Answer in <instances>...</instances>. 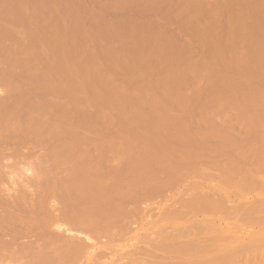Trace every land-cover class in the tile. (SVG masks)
Segmentation results:
<instances>
[{"label": "rangeland", "instance_id": "obj_1", "mask_svg": "<svg viewBox=\"0 0 264 264\" xmlns=\"http://www.w3.org/2000/svg\"><path fill=\"white\" fill-rule=\"evenodd\" d=\"M6 1L5 0L0 1L2 2L0 4V15L2 16L0 17L1 18L3 17L2 19L0 18L1 19L0 27H2L0 28L1 29L0 31V72H1L0 73V99L6 100V98L9 99L11 97L13 99L14 96L17 97L18 99H21L22 102L20 101L21 103L18 102V104L19 106L21 105L22 108L18 107V105H17L18 108L14 107L16 106V105H13L15 103L14 102L15 100L12 103H10V105L12 104L14 109H17V110L19 109V111L23 110V112H26V111L29 112V110L31 111L32 109L31 112L34 113L33 119L35 115L36 116L38 115L37 118L39 117V119L41 116H43L41 120L43 124L47 120L44 128H46L47 124H49L47 128H49V130L51 131L47 133H50V135L53 132L52 129H55V128L56 129L58 128L57 130L60 129L59 131L63 132L62 134L61 132L59 133L58 131H55L54 134H52V138H55L58 141L60 140L63 141L65 139L67 141L68 140L70 141L71 139L72 140L74 139V141L72 142L75 143L74 145H77V153L79 154L80 158H81V155L84 156V158L88 155L89 157H93V158L96 157L102 161H105L107 159L105 161L106 163L108 162L109 164L108 165L109 167L105 165V174L107 178H108L107 173H109L110 175L112 173V170H114L115 173L119 171L115 175H116L117 181H120L122 176L119 174H121L122 172V175L124 173L122 178H127L126 172L129 173L130 169L132 168L131 173L129 174H131V176L134 177L133 178L134 180L130 176L129 177L131 179L129 177L127 178V179H130L131 181L132 180L135 181L134 182L135 184L133 185L131 184L133 181L130 182L132 186H129V187L130 188L132 187L131 189L136 188L135 185L137 184V176L136 177L134 176L135 174H137V171H136V168L134 169V165H133L134 162L132 163V159L133 161L135 159L136 163L137 161L142 162L141 167L142 165H144L143 162H146L145 164L146 166L144 165V170H146L145 167L147 169L149 168L147 167L148 162H149L148 163L149 165L153 163L152 167L150 166L151 170L150 169L148 171L146 170L147 172L153 173L152 170L157 171L158 170L157 168H159L160 170L159 164H161V161H163V159H165L166 157H167L166 159H168L171 156L170 161L172 159V162L173 160H175L176 156H174L173 153L171 154V152H174V154L176 152L177 155L178 154L181 155L180 153L182 151H185V152L187 151L190 154L192 152L193 154L191 156L194 157L193 155H195L197 159L198 155L195 153H197V151L198 153H200L201 151L199 155L200 159L198 158L196 161H194L192 157H189V163L191 164V160H192L193 165L194 163H196L197 167L190 165L191 168L192 167L194 168L190 170L191 168L189 167L188 174L183 178V180H181V184L179 186L172 185L171 188H169V190L166 189L167 191L165 190L164 191L165 193L163 192V194L173 195L175 193H178L179 189H182L183 193H193L192 190L210 192L214 189H220V188L224 189L225 188L226 190H228V192L230 193L232 192L231 195L228 193L230 199L229 201L226 202V204L228 206L234 205V207H236V209L239 211V212L237 211V213H235V211L232 212V214L234 215L235 214L238 215V213L239 214L242 213V211L247 207L250 208L251 206L256 205L257 204L256 202L259 200L260 197L264 198L263 189L260 190L259 188L258 189L256 188V190H254V187H251V188L249 187L250 189L247 190L245 189L246 188L245 185L243 186L242 182L239 181L240 177H242L245 174V172L247 173L248 168H249L248 170L249 172L252 171L250 168L252 167L253 169V164H250L251 162L250 163L243 162L242 159H240V157H237V154H238L237 148H233V145L234 147L237 146L235 142H237V144L238 142L241 143V144L239 143L240 145H238V147L243 145L242 143L246 142V144L247 143L251 144L252 147L256 146L254 144H257V145L260 144L262 148L259 147L260 145H258V147L256 146L255 148H258V149L261 148L262 150L264 149V146H263L264 145V0H194V2L192 1L193 3L191 2V0H174V1L172 0H152V1L151 0L150 1L149 0H128V1L127 0H120V1L116 0L115 4L113 3L114 0L113 1L112 0H85V1L83 0L81 2L80 0H74V1L73 0H70V1L69 0L67 1L66 0L65 1L64 0H14V2H12L13 0H10L12 3L10 1L8 2V0ZM111 1L112 3H110ZM228 2H229V5H228ZM9 3H11L10 4L11 9L9 7ZM15 4H17V6H13ZM79 4L83 7V9L81 6H79ZM107 4L109 5L111 4L112 6L111 5L109 6ZM85 6H87L88 9ZM3 7L5 8L2 9ZM98 7L99 9L97 10ZM112 7L114 9H112ZM121 7H123L122 8L123 10H120ZM109 8H111V10ZM17 9H19V11ZM84 9L85 10L87 9L88 12L87 10L85 11ZM90 9H92L91 12H90ZM158 9L160 10L158 11ZM181 9L184 11H182ZM93 10H94V13H93ZM177 10H181V11L178 12ZM188 11L190 12V14ZM80 15L82 16L83 19L81 18ZM79 16L81 19L79 18ZM93 18H94V21H93ZM78 19H80L79 20L80 22L76 21ZM81 20L83 23L85 22V25L81 22ZM80 23L81 25H77ZM142 24L143 25L145 24L144 26H146V28L143 27ZM82 25H84L85 27L84 26L82 27ZM78 29H81V30H78ZM146 29H149V30L146 31ZM78 31L79 32L81 31L82 34L79 33ZM113 33H115V35ZM137 33H140V34H137ZM79 34L82 36H80ZM142 34L143 36H141ZM144 34L146 37L144 36ZM112 35L116 36L117 38L113 37ZM136 35L137 36L139 35V37H137ZM155 41L156 43H154ZM146 42H148V44ZM28 45H30L32 49ZM147 45H148V49H147ZM24 46L26 47V49L25 48L23 49ZM141 46H144V47H141ZM27 48L29 50H27ZM107 51L112 52L113 56L112 54L110 55V52L108 53ZM143 52H145V54ZM192 55L194 56L193 58L191 57ZM150 57H151V60H149ZM120 58L121 60H119ZM55 61H57L56 62L57 65L55 64ZM24 63H26V65ZM60 65L61 67H59ZM37 66H39L40 69ZM18 67H20V69H18ZM36 67L38 69H36ZM61 68L64 70H62ZM24 69L26 70V72ZM52 70H54V72ZM61 70L64 72H62ZM66 71H68V74ZM7 73H8V76H6ZM12 73L14 74V76ZM10 74H12V76ZM32 74L34 75L33 77L31 76ZM36 74H38V76H36ZM22 76L23 78L25 76V79H27V81L24 80ZM18 77L21 80H19ZM66 77H68V79ZM29 78H31L32 82L29 81ZM100 78H101V81H100ZM16 79L17 81H14ZM55 79L57 81V84L55 83L56 81H54ZM67 80H68V84L66 82ZM24 81H26V85ZM71 81H73L74 84ZM21 82L26 87L23 84L21 85ZM60 82H63V84H61ZM38 84H40L41 86H39ZM27 85H29V87ZM35 85L37 86V88H35ZM56 85L57 86L60 85V87H57ZM146 86L147 87L150 86V89L152 90L154 94ZM8 88L10 91H8ZM25 88H28L29 90ZM44 88L47 89V91ZM49 88L50 89L52 88V90H49ZM154 88L156 89V94H155ZM42 89H44V91ZM53 89L55 90L53 91ZM58 89L59 91L61 89L60 93ZM18 90L19 92L23 94V97L21 93H20L21 95L20 94L18 95V92H17ZM14 91L16 95L13 93ZM148 91H150V93ZM158 91L161 92V94L165 96H161V94H159ZM8 92H9V95H8ZM57 93L59 94V98L57 96L58 95ZM70 93L72 94V96ZM174 93L176 94L178 93L177 94L178 96L175 94V98L177 96L176 99L174 98ZM78 94H79V98L76 97V95L78 96ZM80 94L82 96H80ZM70 97L71 99L69 100ZM60 100L63 102V104ZM78 100L80 101V103L78 102ZM85 100H88L87 102H89L86 105L83 104V103H86ZM134 100H136L137 102ZM146 100H147V103L149 104L146 103ZM50 101H52L51 104H49ZM154 101L157 103L158 102L159 103L161 102V103L160 105L155 104ZM2 102L3 101L0 100V104ZM33 102L36 105H34ZM90 102L92 105H94L93 106L94 109L90 105ZM162 102L166 103L167 105L163 104V106L161 107ZM39 103L43 107L40 106ZM52 103H53V106H52ZM78 103L79 105L82 104L83 106L81 105L80 106L81 108L80 107L76 108V106L78 107ZM115 103L117 104V106H120L121 109L120 107L119 108L116 107ZM128 104L131 109L129 107L127 108ZM152 104H153V107H152ZM33 105L36 107H34ZM146 105L148 108L146 107ZM7 107L6 109H8ZM34 108H36V110ZM43 108L45 109L43 110L45 112V115L44 113H41L40 115L39 113ZM46 108H47V111H46ZM53 108L58 109V113L56 112L57 110L55 111V109ZM83 108H87V110ZM49 109L52 110L50 112L51 115L50 114L47 115V113H49ZM91 109L93 111H91ZM37 110H39L38 111L39 113L37 112ZM53 110L54 112H56V115H54ZM102 110L103 112H101ZM126 110H129V114H127L128 112ZM150 110L155 116L151 113ZM77 111H80V112H77ZM124 112H127V113L124 114ZM110 114H111V118H113L112 120H110L109 118ZM53 115L55 116V118ZM60 115L63 117H61ZM106 115L108 119L106 118ZM126 115H128L127 116L128 118L126 117ZM36 116H35V119H36ZM44 117H45V120H43ZM158 117L161 120H159ZM63 118H64V123L67 124L65 126L62 125L64 124L62 123ZM39 119H36V121L38 122ZM54 119L57 122L56 121L54 122ZM81 119L83 120L82 123L77 124L76 121L78 120V122H81ZM185 119H187L188 121L187 120L185 121ZM91 120L93 121L97 120V121L91 123ZM123 120L125 121L128 120V121L125 122ZM129 120L131 122V125H133L132 127L130 125V128H128L127 126L125 127V125L129 124ZM101 122L102 124H100ZM103 122H105V124ZM113 122L116 124V126L112 125ZM185 122H188L187 125L189 126L185 125ZM57 123L59 124L61 123V124L59 125ZM68 123L69 124L71 123V125L69 126ZM119 123L120 125H118ZM43 124H39V126L43 127ZM104 125L105 126L109 125V127L106 126L109 129L105 130ZM121 126H122V129H121ZM44 128H42V130L47 129V128L46 129ZM81 128H83V130ZM70 129L71 130L73 129L72 132ZM125 129L127 130L126 134L124 133ZM118 130H121V132H119ZM133 130L135 131L133 132ZM43 133L46 134L45 131H43L41 134ZM81 133L83 136L80 135L79 137V134ZM88 133L90 134L88 135ZM204 133L205 135L203 137ZM76 134L78 135L77 140L79 139L78 143L80 144H76L77 140L74 138ZM181 134L183 135L181 136ZM50 135L47 134V136H50ZM130 135L131 137L133 136L137 138L139 136L141 138L132 139L130 138ZM99 136H101L100 139H99ZM121 136H123L124 139ZM209 136H212V138L211 137L209 138ZM89 137L91 138L89 139ZM109 138H113V142L111 139L108 142L107 140H109ZM105 139H106V142H105ZM124 140L127 143L126 142L124 143ZM136 140H137V143H136ZM140 140H141V143H140ZM180 140L182 142H180ZM44 141L46 143H44ZM44 141H42V144H39L40 142L37 144L33 141H32L33 143L25 142L26 145L24 144V142L20 143L19 141L13 142V143L11 142L12 144H9V145H6L5 143H4L5 145L3 144L4 146H2V148L4 149L6 153L0 156V166L1 168H4V170L2 169V171L3 172L6 171V172L4 174L3 172H1L2 182L0 181V187L1 186L4 187V188L1 187V189L2 190L5 189L4 191L6 194L9 192L10 195L12 194V196H14L17 199L20 193L21 195L24 193V190L25 192H28L29 189H32V187L33 189H35L34 188L35 182L30 181V179L32 180L31 177L32 176L34 177L35 174L36 176L39 175L40 174L39 171L41 172L40 167L42 168V166H43V169L45 166L47 170H50V167L52 166L53 161H56L57 158L59 159L61 158V154H59L60 156L56 154L58 152H61L59 151V149L61 150L60 147L58 149L54 147L58 151H53L51 149V147H53L54 145L56 146L55 144L56 141L55 140H50L49 142H47L46 140ZM63 142L62 143L64 145L65 143L66 144L69 143L66 141H63ZM158 142L160 143V145L158 144ZM73 143H71V145H73ZM90 143L91 145L93 144V146H90ZM118 143L121 149L118 147ZM230 143H231V146H230ZM143 144L145 145L141 147V145ZM156 144L158 145V147ZM196 144H197V147H196ZM11 145L13 146L12 148H11ZM21 145H23L24 147L23 149L20 147H17ZM166 145H168V147ZM184 145H186V148L184 147ZM251 145L249 146L251 147ZM14 146L17 147L19 150L22 149L23 151L22 152H20L19 150L17 151L16 150L17 148L15 149ZM129 146H130V149H129ZM154 146L156 147L155 149H153ZM161 146H163L162 147L163 152L166 150H167L166 152H168L169 150L168 152L169 154L168 153L167 154L165 153V155L164 153L161 154L162 148L159 149V147ZM194 146L196 147V152H195ZM225 146L226 148L228 147L227 148L228 152ZM36 147L38 148L40 147V148L38 149ZM43 147L44 148L46 147L45 150ZM99 147H100V150H99ZM170 147H172V150L170 149ZM30 148H32L33 150H31ZM81 148L82 149L84 148L83 149L84 151L80 150ZM198 148L199 150L200 149L201 150L200 151L197 150ZM3 149H0V151L1 150L3 151ZM124 149H127V150H124ZM152 149H153V152H152ZM214 149L218 151V154H215ZM11 150L13 152H11ZM73 150H75V148ZM85 150H86V153H85ZM98 150L100 151L98 152L99 154L97 153ZM115 150H117V152H115ZM158 150H161L160 151L161 153L158 152ZM211 150L214 152L213 153L214 156H212ZM235 150H236V154H235ZM35 151H40V152H35ZM122 151L125 155H127V153L130 154L129 155L130 157L128 156L124 157ZM107 152L110 153L111 155L113 154L112 156L109 155V157L111 158L110 159L111 162L108 158ZM187 152L186 154H188ZM50 153L52 154V156ZM77 153L75 152L76 155H78ZM120 153L122 157V160H121L122 162L120 161L121 159ZM157 153L161 155L162 158L164 156L165 157L163 159L159 157L162 159V160L159 159L160 160L159 161L158 160L159 155ZM96 154H98V156H96ZM100 154H102V156ZM105 154L107 157H104L105 159L104 160L103 156ZM251 154L252 152L250 153V156ZM262 154L264 155V152ZM138 155H141V156H138ZM156 155H158L156 157L158 162H156L157 161L156 158H152V157H155ZM204 155L206 158L203 157ZM230 155L233 156L234 158L230 157ZM55 156H56V159L53 158ZM184 156L188 157V155H184ZM255 156L256 154L254 155V157ZM127 157L128 159L126 160ZM50 158L53 160L51 161ZM138 158L140 160H138ZM141 158L143 161L141 160ZM253 158L251 161H254ZM238 159L241 161V163L240 165H238V167L237 166L234 167L233 165L235 161H236L235 163L236 165L239 163V161L237 162ZM32 160H33V163H32ZM201 160L202 162H200ZM228 160L232 161V165L228 164L230 163ZM1 161H4L5 166L3 165L4 163ZM18 161L19 163H17ZM42 161H43V164H42ZM126 161L127 163H124ZM129 161H131V163ZM28 162L31 164H28ZM57 162L60 163L58 159H57ZM61 162L65 163V161H61ZM117 162L118 163L120 162L119 164L122 163V166L124 169L122 167L118 168L117 165L119 166V164H117ZM140 162L138 163L137 167L140 166ZM242 162L245 163L244 167L242 165L243 168L240 167ZM114 163L117 165L115 166ZM128 163L130 165L132 164L133 166H131L130 168V165ZM165 163L166 164L164 165H166L167 167L168 161H166ZM60 164L61 166L56 165L55 167H56V170L59 172V175H63L66 169L65 167H67L66 166L67 164L65 163V167H63L64 165L62 163ZM222 164L224 165V167ZM30 165L33 168V170H31L32 168H29ZM103 165H104V162H103ZM111 165L116 167V169L112 168ZM154 165L155 166L157 165L159 167L156 166L157 168L154 169L153 168L155 167ZM226 165L227 166L229 165L228 168L230 169L227 168V171L229 173L233 174V172H235L234 173L235 175L234 174L232 175L233 177L235 176L233 179L236 181L239 178L238 181L240 184L238 186L236 185L232 186L230 184L231 182L229 183L227 182L228 176L226 175L227 171L225 170V167H227ZM248 165H251V167L250 166L248 167ZM128 166H129V171H128ZM35 167L37 168V170ZM60 167L61 169H59ZM62 167L65 169H63ZM166 167L164 169L168 170V168ZM256 167L257 165L255 162L254 169ZM109 168H111V170ZM231 168H233V171L230 172L229 170H231ZM239 169L241 173L239 172L238 174H241V175L237 174ZM52 170L50 172H53ZM107 170L108 172H106ZM57 171L54 170V172H57ZM243 171H245L244 174L242 173ZM147 172L146 174L150 175V177H152V175L154 174V173L148 174ZM168 172L172 173V170ZM159 173L160 171L158 172V174L156 173L157 175L154 174L156 178L157 176H160ZM161 174H163L161 176H164L165 174L167 175V173L165 172L164 174L163 171ZM259 174H261L264 177V170L262 172H259L258 175ZM167 176L163 178L166 179L168 178ZM230 176L229 178H232ZM110 177L111 179L108 181V183L112 180L111 175ZM23 178L25 181L23 180ZM224 178H226L225 179L226 181L224 180ZM162 179L157 182H161ZM162 182H164V180ZM192 185H194L195 187ZM155 186L151 187L153 191L155 189ZM23 187H24V190H22ZM14 188H17V189L14 190ZM27 189L28 191H26ZM147 189H150V187L149 188L147 187ZM150 190L148 191L151 192ZM146 191L147 190H145V192ZM156 191H158V189L157 190L155 189L154 192ZM145 192H143V194H145ZM25 194L27 195V193ZM151 194L153 193L151 192ZM26 195H25V198L27 196L29 197V194L27 196ZM145 195H147V193ZM159 199L157 198L156 199L157 201L153 200L154 204H152V202L150 203V200H148L149 202L148 201L147 203L145 202L146 206L144 205L145 203L141 205L143 215L142 216L140 215L141 219L140 218L139 219L141 221L140 220L138 221L140 223L137 222L139 225L138 224L134 225V228L131 229L132 231L130 230L131 232L129 234H126V236L129 237L127 238L128 240L127 239L125 240L123 238L121 239L122 241L121 240L116 241L111 246V249H114V248L119 249V247H116V245L117 246H127L128 248L137 240V237L141 238L143 235L146 236L152 230L153 231L158 230L159 229L158 226L167 225V229L171 230L172 226H183L186 223L187 220L186 221L185 220L169 221L167 223V221L164 219V217L161 214L162 211L158 209L160 205V201L158 203ZM18 201L16 202H17V205L19 206H16V208L22 207L24 204L22 203L21 200L20 202L22 204L20 202L18 204ZM24 201L26 200H23V202ZM236 204L238 206H236ZM143 207L144 208L146 207L145 208L146 210L145 209L143 210ZM233 209L235 210V208ZM248 209H246L247 212H248ZM221 212L219 213L216 211L215 212L208 211L207 213H204V214L200 213L198 215L199 221L206 222L207 220L208 222L207 224L208 227H207L206 232L204 233L199 232V235H198L200 242H204L206 244V249L200 250L198 251L197 254H193V255L182 253V257H184V259H187V258L190 259V257L196 258L197 256H201V255L203 256L205 254H208V264H215L216 262H210L209 260L212 258H216L215 256H219L220 252H221L220 254L223 253L225 255L224 256L225 259H227L226 257L227 255L225 254L226 249L228 250L229 247L235 246L236 244H240L239 242H236V241H240L241 243L245 245L246 244L253 245L256 243L259 244V241L262 239L261 238L262 236H259V235L264 234V223L260 226L259 225L251 226L249 222L243 223V221H240V219H236L237 218L236 215H235L236 218L235 217L233 218L230 212L228 213L224 211V214L227 213L231 215V216L228 215L227 217L228 219L226 218L227 214L225 216L224 214L222 215ZM247 212L245 215L250 214V212H248V214ZM188 217L190 219L192 216L190 215ZM153 219H154V222L152 221ZM162 220H164V222H162ZM156 221H157V224H155ZM151 224L152 225L154 224V225L151 226ZM147 227L149 228L151 227V228L147 229ZM156 227L157 229H155ZM147 230L149 231L151 230V231L149 232ZM256 233L259 235H257ZM191 235H193V232H190V236ZM233 235H235L238 238L236 239L235 236L233 238ZM145 240H146L145 241L146 243L144 242L142 245L148 244V239H145ZM263 245L264 243L262 244L261 242V244L256 246L257 250H255L256 248H250V247L245 248L248 250H242L240 256L231 260V262H233L232 264H264L262 263L264 261L263 259L264 258V255H263L264 246ZM261 247H263V249ZM261 254L263 256H261ZM98 256H101V255H98ZM259 256L263 258H260ZM101 257L102 259L104 258L103 256ZM101 257H98V260L101 259ZM96 259L94 261V264H98L100 261V260L99 261L97 260L98 261L97 263ZM7 260L9 261V259ZM7 260H0V264H7L6 263ZM14 261L15 260H13V262ZM16 262L17 261H15V263ZM225 263L226 261H224V264ZM182 264H184V261L182 262Z\"/></svg>", "mask_w": 264, "mask_h": 264}, {"label": "bare ground", "instance_id": "obj_2", "mask_svg": "<svg viewBox=\"0 0 264 264\" xmlns=\"http://www.w3.org/2000/svg\"><path fill=\"white\" fill-rule=\"evenodd\" d=\"M1 1V0H0ZM2 1H4V0H2ZM6 1V0H5ZM10 0H8V2H9ZM65 1V0H64ZM63 1V2H64ZM67 1V0H66ZM70 1V0H69ZM74 1V0H73ZM81 1H83V0H80V2ZM85 1V0H84ZM113 1V0H112ZM112 1L110 2V3H112ZM115 1L116 0H114L113 1V3L115 4ZM120 1V0H119ZM128 1V0H127ZM150 1V0H149ZM152 1V0H151ZM172 1H174V0H172ZM194 2V0H191V2ZM11 2V1H10ZM12 2H14V0L12 1ZM11 2V3H12ZM35 2V1H34ZM79 2V1H78ZM87 2V1H86ZM125 2V1H124ZM155 2V1H154ZM170 2V1H169ZM192 2V3H193ZM2 2H0V4H1ZM6 3H7V1H6ZM5 3V4H6ZM11 3H9V7H10V4ZM74 3V2H73ZM83 3V2H82ZM85 3V2H84ZM117 3V2H116ZM119 3V2H118ZM123 3V2H122ZM126 3V2H125ZM159 3V2H158ZM182 3V2H181ZM192 3H191V5H192ZM4 4V5H5ZM14 4V3H13ZM66 4H67V2H66ZM68 4H70V3H68ZM128 4V3H127ZM129 4H131V3H129ZM171 4V3H170ZM3 5V4H2ZM84 5H86V4H84ZM105 5V4H104ZM107 5H109V4H107ZM107 5H106V7H107ZM111 5V4H110ZM109 5V6H110ZM121 5V4H120ZM124 5V4H123ZM228 5H229V2H228ZM13 6H17V4H15V5H13ZM79 6H81L80 4H79ZM88 6V5H87ZM87 6H85L86 8H87ZM90 6H91V4H90ZM112 6V5H111ZM113 6H115V5H113ZM116 6H117V4H116ZM127 6V5H126ZM194 6H196V5H194ZM234 6V5H233ZM77 7V6H76ZM82 7V6H81ZM80 7V8H81ZM89 7V6H88ZM100 7V6H99ZM99 7L97 8V10L99 9ZM119 7V6H118ZM136 7V6H135ZM5 7H3L2 9H4ZM90 8V7H89ZM105 8V7H104ZM123 7H121V9L120 10H123L122 9ZM126 8V7H125ZM124 8V9H125ZM130 8V7H129ZM190 8V7H189ZM1 9V10H2ZM7 9V8H6ZM10 9H11V7H10ZM13 9V8H12ZM82 9H83V7H82ZM88 9V8H87ZM86 9V10H87ZM108 9V8H107ZM110 10H111V8H109ZM112 9H114L113 7H112ZM191 9V8H190ZM15 10V9H14ZM18 11H19V9H17ZM85 10V9H84ZM85 10V11H86ZM91 10L92 9H90V12H91ZM96 10V11H97ZM104 10V9H103ZM119 10V11H120ZM160 9H158V11H159ZM182 10V9H181ZM181 10H177L178 12L179 11H181ZM182 11H184V10H182ZM197 11V10H196ZM87 12H88V10H87ZM98 12V11H97ZM96 12V13H97ZM101 12H102V10H101ZM107 12H108V10H107ZM163 12V11H162ZM189 12V11H188ZM227 12V11H226ZM85 13V12H84ZM93 13H94V10H93ZM92 13V14H93ZM81 14V13H80ZM101 14H103V13H101ZM156 14V13H155ZM162 14V13H161ZM185 14V13H184ZM189 14H190V12H189ZM199 14V13H198ZM82 15V14H81ZM80 15V16H81ZM180 15V14H179ZM187 15H188V13H187ZM186 15V16H187ZM0 16H2V15H0ZM76 16V15H75ZM74 16V17H75ZM80 16H79V18H80ZM97 16V15H96ZM167 16V15H166ZM144 17V16H143ZM1 18V17H0ZM3 18V17H2ZM1 18V19H2ZM76 18V17H75ZM81 18H82V16H81ZM80 18V19H81ZM84 18H85V16H84ZM145 18V17H144ZM0 19V20H1ZM80 19H78V20H76V21H79ZM83 19V18H82ZM97 19H98V17H97ZM75 20V19H74ZM85 20V19H84ZM3 21H5V20H3ZM9 21V20H8ZM93 21H94V18H93ZM21 22V21H20ZM80 22V21H79ZM81 22H82V20H81ZM87 22V21H86ZM83 23V22H82ZM142 23H144V22H142ZM84 25H85V22L83 23ZM141 24V23H140ZM1 25V24H0ZM77 25H81V23L80 24H77ZM84 25H82V27L84 26ZM145 25V24H144ZM143 24H142V26L143 27H145L146 28V26H144ZM141 26V25H140ZM78 27V26H77ZM85 27V26H84ZM142 27V28H143ZM0 28H2V27H0ZM10 28V27H9ZM81 28V27H80ZM7 29V28H6ZM77 29V28H76ZM82 29V28H81ZM81 29H78V30H81ZM85 29V28H84ZM105 29V28H104ZM117 29V28H116ZM3 30V29H2ZM115 30V29H114ZM133 30V29H132ZM140 30V29H139ZM143 30V29H142ZM147 30H149V29H146V31ZM0 31H1V29H0ZM84 31V30H83ZM82 31V32H83ZM168 31V30H167ZM3 32V31H2ZM79 32V31H78ZM115 32V31H114ZM139 32V31H138ZM150 32V31H149ZM79 33H81V31L79 32ZM7 34H9V33H7ZM82 34V33H81ZM107 34V33H106ZM114 35H115V33H113ZM137 34H140V33H137ZM80 35V34H79ZM117 35V34H116ZM73 36H75V35H73ZM78 36V35H77ZM80 36H82V35H80ZM108 36V35H107ZM113 36V35H112ZM137 36V35H136ZM141 36H143V34L141 35ZM140 36V37H141ZM144 36H145V34H144ZM113 37H115V38H117L116 36H113ZM137 37H139V35L137 36ZM146 37V36H145ZM19 38V37H18ZM74 38V37H73ZM109 38H110V36H109ZM114 38V39H115ZM142 38H144V37H142ZM18 40V39H17ZM20 40V39H19ZM141 40V39H140ZM143 40V39H142ZM145 40H146V38H145ZM154 40H155V38H154ZM21 41V40H20ZM19 41V42H20ZM137 41V40H136ZM138 41H139V39H138ZM147 41H148V39H147ZM151 41V40H150ZM145 42V41H144ZM31 43V42H30ZM147 44H148V42H146ZM151 43H153V42H151ZM154 43H156V41L154 42ZM32 44V43H31ZM34 45H35V43H34ZM29 47H30V45H28ZM134 46V45H133ZM136 46V45H135ZM152 46V45H151ZM155 46V45H154ZM141 47H144V46H141ZM150 47V46H149ZM26 49V47L24 46L23 47V49ZM31 48V47H30ZM152 48V47H151ZM19 49H21V48H19ZM32 49V48H31ZM147 49H148V45H147ZM27 50H29L28 48H27ZM140 50V49H139ZM31 51V50H30ZM29 51V52H30ZM113 51V50H112ZM158 51V50H157ZM22 52H23V50H22ZM47 52V51H46ZM45 52V53H46ZM108 53L110 52V51H107ZM150 52V51H149ZM42 53V52H41ZM44 53V52H43ZM144 54H145V52H143ZM148 53V52H147ZM146 53V54H147ZM157 53V52H156ZM155 53V54H156ZM47 54H49V53H47ZM106 54V53H105ZM112 54V52H110V55ZM149 54V53H148ZM154 54V53H153ZM28 55V54H27ZM31 55V54H30ZM37 55H39V54H37ZM56 55V54H55ZM54 55V56H55ZM107 55V54H106ZM25 56V55H24ZM42 56V55H41ZM40 56V57H41ZM47 56V55H46ZM112 56H113V54H112ZM111 56V57H112ZM114 56H116V55H114ZM144 56V55H143ZM148 56H150V55H148ZM168 56V55H167ZM34 57H35V55H34ZM110 57V58H111ZM119 57H121V56H119ZM181 57V56H180ZM192 58L194 57L193 55L191 56ZM190 57V58H191ZM20 58V57H19ZM116 58H118V57H116ZM125 58V57H124ZM128 58V57H127ZM141 58V57H140ZM146 58V57H145ZM188 58H189V56H188ZM195 58H196V56H195ZM21 59V58H20ZM26 59H27V57H26ZM29 59V58H28ZM123 59V58H122ZM181 59V58H180ZM186 59V58H185ZM32 60V59H31ZM34 60V59H33ZM42 60V59H41ZM57 60V59H56ZM112 60H113V58H112ZM115 60V59H114ZM119 60H121V58L119 59ZM140 60V59H139ZM149 60H151V57H150V59ZM166 60V59H165ZM184 60V59H183ZM24 61V60H23ZM22 61V62H23ZM39 61V60H38ZM26 62V61H25ZM56 62L57 61H55V64H56ZM120 62V61H119ZM171 62V61H170ZM179 62V61H178ZM65 63V62H64ZM63 63V64H64ZM25 65H26V63H24ZM28 65V64H27ZM35 65H36V63H35ZM57 65V64H56ZM55 65V66H56ZM52 66V65H51ZM66 66H68V65H66ZM30 67V66H29ZM38 68H39V66H37ZM36 67V69H38ZM59 67H61V65L59 66ZM86 67V66H85ZM32 68V67H31ZM34 68V67H33ZM65 68V67H64ZM140 68V67H139ZM18 69H20V67H18ZM21 69H23V68H21ZM27 69V68H26ZM35 69V68H34ZM40 69V68H39ZM46 69V68H45ZM51 69H52V67H51ZM54 69V68H53ZM62 69V68H61ZM66 69V68H65ZM181 69V68H180ZM25 70V69H24ZM44 70V69H43ZM55 70V69H54ZM54 70H52L53 72H54ZM58 70H60V69H58ZM62 70H64V69H62ZM61 70V71H62ZM67 70V69H66ZM69 70V69H68ZM3 71V70H2ZM8 71V70H7ZM6 71V72H7ZM45 71V70H44ZM70 71V70H69ZM182 71H183V69H182ZM182 71H180V72H182ZM9 72V71H8ZM13 72V71H12ZM16 72H18V71H16ZM25 72H26V70H25ZM62 72H64V71H62ZM67 72V74H68V71H66ZM1 73V72H0ZM21 73H22V71H21ZM35 73H36V71H35ZM43 73V72H42ZM13 74V73H12ZM12 74H10L11 76H12ZM20 74V73H19ZM30 74V73H29ZM26 75V74H25ZM47 75V74H46ZM182 75H183V73H182ZM6 76H8V73H7V75ZM10 76V77H11ZM13 76H14V74H13ZM17 76V75H16ZM32 77L34 76L33 74L31 75ZM36 76H38V74H36ZM43 76V75H42ZM50 76V75H49ZM52 76H53V74H52ZM171 76H173V75H171ZM3 77V76H2ZM1 77V78H2ZM27 77V76H26ZM51 77V76H50ZM69 77V76H68ZM68 77H66L67 79H68ZM99 77H100V75H99ZM19 78V77H18ZM22 78H23V76H22ZM35 78V77H34ZM42 78V77H41ZM53 78V77H52ZM8 79H9V77H8ZM24 80H26L27 81V79H25V76H24V78H23ZM37 79V78H36ZM44 79H45V77H44ZM54 79V78H53ZM5 80H6V78H5ZM19 80H21L20 78H19ZM40 80V79H39ZM3 81H4V79H3ZM12 81V80H11ZM14 81H17V79L16 80H14ZM26 81H24V83H25V85H26ZM29 81L30 82H32L31 81V78H29ZM44 81V80H43ZM51 81V80H50ZM54 81H56V79L54 80ZM83 81V80H82ZM100 81H101V78H100ZM36 82H37V80H36ZM67 82V84H68V80L66 81ZM66 82H64V83H66ZM73 84H74V82L73 81H71ZM4 83V82H3ZM19 83V82H18ZM29 83V82H28ZM51 83V82H50ZM56 84H57V81L55 82ZM54 83V84H55ZM61 84H63V82H60ZM77 83V82H76ZM83 83V82H82ZM2 84V83H1ZM23 83L21 82V85H22ZM41 84V83H40ZM40 84H38L39 86H41ZM52 84H53V82H52ZM60 84V85H61ZM16 85V84H15ZM19 85V84H18ZM24 85V84H23ZM24 85V86H25ZM31 85H33V84H31ZM60 85L59 86H57V87H60ZM70 85V84H69ZM84 85V84H83ZM28 87H29V85H27ZM44 86V85H43ZM71 86H72V84H71ZM76 86V85H75ZM78 86V85H77ZM86 86V85H85ZM7 87V86H6ZM26 87V86H25ZM46 87H47V85H46ZM50 87V86H49ZM84 87V86H83ZM147 87V86H146ZM20 88V87H19ZM22 88V87H21ZM35 88H37V86L35 85ZM141 88V87H140ZM147 88H149L150 89V86H148ZM7 89V88H6ZM18 89V88H17ZM25 89H28V88H25ZM39 89V88H38ZM45 89V88H44ZM44 89H42L43 91H44ZM57 89V88H56ZM82 89V88H81ZM155 89V88H154ZM29 90V89H28ZM46 91H47V89H45ZM49 90H52V88L50 89L49 88ZM55 89H53V91H54ZM69 90V89H68ZM151 90V89H150ZM179 90V89H178ZM8 91H10L9 90V88H8ZM12 91V90H11ZM23 91H25V90H23ZM38 91V90H37ZM58 91H59V89H58ZM60 91H61V89H60ZM60 91H59V93H60ZM76 91V90H75ZM74 91V92H75ZM146 91H147V89H146ZM18 92V95L21 93V92H19V90L17 91ZM39 92H41V91H39ZM144 92V91H143ZM149 93H150V91H148ZM151 92H152V90H151ZM159 92V91H158ZM14 94H15V91L13 92ZM30 93V92H29ZM28 93V94H29ZM44 93V92H43ZM63 93V92H62ZM153 93V92H152ZM164 93V92H163ZM173 93V92H172ZM182 93V92H181ZM22 94V93H21ZM20 94V95H21ZM31 94V93H30ZM58 94V93H57ZM64 94V93H63ZM62 94V95H63ZM71 94V93H70ZM154 94V93H153ZM155 94H156V89H155ZM159 94H161V92H159ZM175 94L176 93H174V98H175ZM178 94V93H177ZM176 94V95H177ZM2 95V94H1ZM8 95H9V92H8ZM16 95V94H15ZM53 95V94H52ZM55 95V94H54ZM141 95V94H140ZM148 95V94H147ZM150 95H152V94H150ZM158 95V94H157ZM3 96V95H2ZM5 96V95H4ZM12 96H14V95H12ZM32 96H33V94H32ZM58 96V98H59V94L57 95ZM71 96H72V94H71ZM74 96V95H73ZM80 96H82L81 94H80ZM143 96H145V95H143ZM161 96H165V95H162L161 94ZM171 96V95H170ZM178 96V95H177ZM177 96H176V98H177ZM180 96V95H179ZM183 96V95H182ZM6 97V96H5ZM11 97V96H10ZM22 97H23V94H22ZM27 97V96H26ZM25 97V98H26ZM66 97V96H65ZM64 97V98H65ZM76 97L77 98H79V94H78V96L76 95ZM75 97V98H76ZM84 97V96H83ZM132 97H134V96H132ZM154 97V96H153ZM169 97V96H168ZM9 98V97H8ZM16 98V99H15ZM25 98H24V100H25ZM29 98H31V97H29ZM61 98V97H60ZM63 98V99H64ZM74 98V97H73ZM76 98V99H77ZM150 98V97H149ZM148 98V99H149ZM162 98V97H161ZM175 98V99H176ZM50 99V98H49ZM71 99V97L69 98V100ZM82 99V98H81ZM86 99V98H85ZM106 99V98H105ZM104 99V100H105ZM144 99V98H143ZM159 99V98H158ZM1 101H3L1 104H0V107H2V108H0V149H3L2 148V146H4L5 144L6 145H9V144H12L13 142H24V144H25V142L27 143V142H35V143H39V144H42V141H44V140H46L47 142H49L50 140H55L56 141V146L54 145L53 147H51V149L53 150V151H58V150H56V148L58 149L59 147L61 148V150L59 149V151H61V152H58V153H56L58 156H60L59 154H61V158L59 159V158H57L59 161H60V163H62L64 166L63 167H65V163L67 164L66 166L67 167H65V168H63V169H65V171L64 170H62V171H64V174L63 175H59V172L56 170V165H60L61 166V164L60 163H58L57 162V159H56V156L55 157H53L54 159H56V161H53V163H52V166L50 167V170H47L46 168H45V166H44V169H43V166H42V168L40 167V169H41V172L39 171V175H37L36 176V174L34 175V174H32V175H34V177L32 176L31 178H32V180L30 179V181H32V182H35L34 183V188L35 189H33V187H32V189H29V191H28V189L26 190V191H28V192H25V190H24V187H23V189L22 190H24V193L21 195V193H20V195H19V197L16 199L14 196H12V194L10 195L9 194V192L6 194L5 193V189L4 190H2L1 189V187H3V186H1L0 187V260H7V259H9V261L7 260V264H13V263H15V261H17L18 262V264H94V261H95V259H96V257H97V259H96V261L98 260V257H101V256H103L104 258L102 259V257H101V259H99L98 261H99V263H98V261H97V263L98 264H182V262L184 261V264H208V254H205V255H201V256H197L196 258H194V257H190V259H184V257H182V253L183 254H185V253H187V254H190V255H193V254H197L198 253V251H200V250H205L206 249V244L204 243V242H200V240H199V237H198V235H199V232H206V230H207V224H208V222H207V220H206V222L205 221H199L198 220V215L201 213V214H204V213H207L208 211H212V212H221L222 213V215L224 214V211H226V212H230V214L232 215V217L234 218H236V216H237V218L236 219H240V221H243V223L244 222H246V223H250V225L251 226H257V225H262L263 223H264V198H259V200L256 202L257 204L256 205H254V206H251L250 208L249 207H247V208H245L243 211H242V213H238V215H234V214H232V212H234L235 211V213H237V209H236V207H234V205L233 206H228L227 204H226V202L227 201H229V194L231 195V193L230 192H228V190H226L223 186V188L224 189H222V188H220V189H214V190H212V191H210V192H208V191H198V190H192L193 191V193H183V191H182V189H179L178 191V193H175V194H173V195H169V194H163V192L167 189V190H169V188H171V186L173 185H177V186H179L180 184H181V180H183V178L188 174V170H189V167H190V165H192V166H195V167H197L196 165V163H194V165H193V161L191 160V158H190V160H191V164L189 163V157H192L191 155L193 154L192 152H191V154L190 153H188L187 151V153L188 154H186V152L185 151H182L180 154L181 155H177L176 154V152H175V154H174V152H171V154L173 153V155L174 156H176V158H175V160H173V162H172V159H171V161H170V157L168 158V159H166V161H168V163H167V167H166V165H164V164H166L165 162V159H163L165 156V153L167 154L168 152H169V150H168V152H166V151H164L163 152V146H161V147H159V149H161L162 150V153L160 152L161 150H158V152H160L161 154H163L164 153V157L162 158L161 157V155H159L158 153V155H156L155 157H152V158H156L157 156H158V160L160 159V160H162L163 159V161H161V164H159V166H160V170H159V168H157V167H159V166H155V167H153L154 169L155 168H157L156 170L159 172L160 171V176H157V178L159 179V178H163V177H166L167 175V177L168 178H166V179H162V181L164 180V182H157V181H160L161 179H157L156 177H155V175H157L158 174V172L157 171H154V170H152L153 171V173L155 174H153L152 172L150 173V172H147L149 169L151 170V167H152V165H153V163L151 164V165H149L148 163V160H147V167H149L148 169L145 167V169L147 170H144V165L146 164V162H143L144 163V165H142V167H141V163L142 162H140V166L139 167H137L138 166V161H137V163L135 162V159H134V161H133V159H132V163L134 162V169L136 168V171H137V174H135L134 176L136 177L137 176V184L135 185L136 186V188H133V189H131L129 186H132L133 184H135L134 182L135 181H133L134 179V177H132L131 176V174H129V173H131V170H132V168H131V166H133L132 164L130 165L129 163V165H130V171H129V166H128V171H129V173L128 172H126V177L128 178L129 176L130 177H132V181L130 180V179H127V178H122L123 177V175H124V173H123V175H122V172H121V174H119V175H121L120 177H121V179H120V181H117V178H116V175L115 174H117L119 171H117V173H115V171L114 170H112V173H113V175H112V173L110 174L111 176H112V180L108 183V181L111 179V177H110V175H109V173H107V176H108V178L106 177V174H105V165H107V167H109L108 165V162L106 163L105 161L107 160H105L104 159V157H107L106 156V154L103 156V159L105 160V161H102V160H100V159H98V158H96V157H89L87 154V156L89 157H85L84 158V156H82L81 154V158L79 157V154L77 153V145H74L75 143H73L72 141H74V139L72 140H63V141H66V142H69L70 143V145H69V143H65V145L63 144L64 142L62 141V140H60V141H58V140H56L55 138H52V134H54V132L55 131H58L59 133L61 132V131H59V130H57L56 128H55V126H54V128L55 129H52L53 130V132L51 133V135H50V133H47V132H49V131H51V130H49V128H47V126H49V124H47V126H46V128H44L45 127V123L47 122V120L44 122V124H43V122H42V120H41V118L43 117V116H41L40 117V119H39V117L37 118V116H36V119H39V121H40V123H39V121L37 122L36 121V119H35V116H34V119H33V114L34 113H32L31 111H32V109H31V111L29 110V112H23V110L22 111H19V109L17 110V109H14V107H16V108H18V107H21V105L19 106V104H18V102H20L21 101V99H18L17 97H15L14 96V98L12 99V97L11 98H9V99H7L6 98V100L5 99H0ZM15 100V101H14ZM27 100H29V99H27ZM51 100V99H50ZM83 100V99H82ZM107 100V99H106ZM122 100V99H121ZM151 100V99H150ZM155 100V99H154ZM173 100V99H172ZM15 102L13 105H16V106H12V104L10 105V103H12V102ZM61 101V100H60ZM75 101V100H74ZM88 100H85V102L86 103H83V104H87V103H89V102H87ZM118 101H119V99H118ZM118 101H117V103H118ZM134 101H136V100H134ZM160 101V100H159ZM22 102V101H21ZM20 102V103H21ZM24 102V101H23ZM25 102H26V100H25ZM51 102L52 101H50V103L49 104H51ZM62 102V101H61ZM65 102V101H64ZM78 102L80 103V101L78 100ZM83 102V101H82ZM81 102V103H82ZM109 102V101H108ZM115 102V101H114ZM123 102V101H122ZM137 102V101H136ZM152 102H153V100H152ZM163 102H164V100H163ZM162 102V104H161V107L163 106V104L165 105L166 103H163ZM185 102V101H184ZM9 103V104H8ZM54 103H55V101H54ZM58 103H59V101H58ZM79 103H78V107L76 106V108H79L81 105H79ZM106 103V102H105ZM110 103V102H109ZM146 103H147V100H146ZM145 103V104H146ZM154 103L155 104H159L160 105V103L158 102H155L154 101ZM3 104V105H2ZM27 104V103H26ZM28 104H29V102H28ZM33 104L34 105H36L34 102H33ZM56 104H57V102H56ZM62 104H63V102H62ZM104 104V103H103ZM116 104V103H115ZM120 104V103H119ZM147 104H149V103H147ZM7 105H8V107H7ZM17 105H18V107H17ZM33 105V106H34ZM38 105V104H37ZM39 105H40V103H39ZM75 105H76V103H75ZM90 105L92 106V108L94 109V105H92L91 104V102H90ZM90 105H88V106H90ZM144 105V104H143ZM167 105V104H166ZM4 106V107H3ZM32 106V107H33ZM40 106H42V105H40ZM39 106V107H40ZM52 106H53V103H52ZM56 106V105H55ZM58 106V105H57ZM83 106V105H82ZM127 106V105H126ZM133 106V105H132ZM149 106V105H148ZM151 106V105H150ZM158 106V105H157ZM6 107L8 108V109H6ZM12 109H14V110H12ZM34 107H36V106H34ZM43 107V106H42ZM84 107H86V106H84ZM97 107V106H96ZM102 107H103V105H102ZM116 107H120V106H117V104H116ZM125 107V106H124ZM129 107V104H128V106H127V108ZM146 107H147V105H146ZM152 107H153V104H152ZM10 108V109H9ZM22 108V107H21ZM20 108V109H21ZM25 108V107H24ZM41 108V107H40ZM49 108H50V106H49ZM65 108V107H64ZM66 108H67V106H66ZM81 108V107H80ZM123 108V107H122ZM130 108V107H129ZM148 108V107H147ZM35 110H36V108H34ZM53 109H55V108H53ZM61 109H62V107H61ZM60 109V110H61ZM69 109V108H68ZM83 109H86L87 110V108H83ZM107 109V108H106ZM120 109H121V107H120ZM131 109V108H130ZM157 109V108H156ZM43 110H45L44 108L40 111V113L38 112L39 110H37V112L41 115V113H44V115H45V112L43 111ZM57 110V111H56ZM77 110V109H76ZM46 111H47V108H46ZM52 110H50L49 109V113H47V115H51V112ZM55 111L58 113V109H55ZM62 111V110H61ZM88 111H89V109H88ZM87 111V112H88ZM91 111H93L92 109H91ZM99 111V110H98ZM107 111V110H106ZM127 112H124V114L125 113H127V114H129V110H126ZM131 111V110H130ZM151 111V110H150ZM149 111V112H150ZM35 112V111H34ZM53 112H54V110H53ZM56 112H54V115H56ZM77 112H80V111H77ZM97 112V111H96ZM101 112H103V110L101 111ZM123 112V111H122ZM36 113V112H35ZM65 113V112H64ZM151 113H152V111H151ZM150 113V114H151ZM99 114H101V113H99ZM104 114V113H103ZM153 114V113H152ZM151 114V115H152ZM53 115V116H54ZM58 115V114H57ZM92 115V114H91ZM105 115V114H104ZM103 115V116H104ZM109 115V114H108ZM154 115V114H153ZM158 115V114H157ZM61 116V115H60ZM78 116V115H77ZM95 116V115H94ZM100 116H102V115H100ZM117 116V115H116ZM115 116V117H116ZM124 116V115H123ZM128 115H126V117H127ZM155 116V115H154ZM154 116H153V118H154ZM209 116H210V114H209ZM61 117H63V116H61ZM65 117H67V116H65ZM122 117V116H121ZM53 118V117H52ZM54 118H55V116H54ZM60 118V117H59ZM58 118V119H59ZM97 118H98V116H97ZM106 118H107V115H106ZM105 118V119H106ZM110 120H112L113 118H111V114H110ZM120 118V117H119ZM128 118V117H127ZM132 118H133V116H132ZM159 118V117H158ZM32 119V120H31ZM57 119V120H58ZM62 119V118H61ZM66 119V118H65ZM85 119V118H84ZM99 119H100V117H99ZM103 119V118H102ZM104 119V120H105ZM108 119V118H107ZM117 119H118V117H117ZM116 119V120H117ZM164 119V118H163ZM162 119V120H163ZM167 119V118H166ZM43 120H45V117L43 118ZM50 120V119H49ZM70 120V119H69ZM79 120H80V118H79ZM151 120H152V118H151ZM150 120V121H151ZM156 120V119H155ZM159 120H161L160 118H159ZM187 119H185V121H186ZM56 120L54 119V122H55ZM60 121V120H59ZM58 121V122H59ZM63 122L62 123H64V118H63V120H62ZM74 121V120H73ZM82 119H81V122H78V120L76 121L77 122V124L78 123H82ZM85 121V120H84ZM97 121V120H96ZM95 120L93 121V120H91V123H93V122H96ZM101 121V120H100ZM103 121V120H102ZM123 121H125V120H123ZM126 121H128V120H126ZM125 121V122H126ZM154 121V120H153ZM188 121V120H187ZM42 122V123H41ZM57 122V121H56ZM106 122V121H105ZM105 122H103L104 124H105ZM112 122V121H111ZM135 122V121H134ZM148 122V121H147ZM159 122V121H158ZM158 122H156V123H158ZM51 123V122H50ZM86 123V122H85ZM149 123V122H148ZM151 123V122H150ZM161 123V122H160ZM160 123H159V125H160ZM187 123L188 122H185V125H187ZM191 123V122H190ZM189 123V124H190ZM39 124H43V127H41V126H39ZM53 124V123H52ZM57 124H59V123H57ZM61 124V123H60ZM59 124V125H60ZM74 124V123H73ZM100 124H102V122L100 123ZM108 124V123H107ZM163 124V123H162ZM182 124V123H181ZM62 125H67V124H62ZM68 125L70 126L71 125V123L69 124L68 123ZM76 125V124H75ZM95 125H96V123H95ZM112 125H115L116 126V124L113 122V124ZM118 125H120V123L118 124ZM130 125H131V122H130V120H129V124H127V125H125V127L127 126L128 128H130ZM153 125V124H152ZM158 125V126H159ZM179 125V124H178ZM74 126V125H73ZM105 126V125H104ZM106 126H108L109 127V125H106ZM104 127V129L106 130V129H109V128H107V127ZM133 125H131V127H132ZM156 126V125H155ZM187 126H189V125H187ZM192 126V125H191ZM99 127V126H98ZM118 127V126H117ZM157 127V126H156ZM168 127V126H167ZM42 128H44V129H46V130H42ZM96 128V127H95ZM101 128H102V126H101ZM112 128H113V126H112ZM111 128V129H112ZM124 128V127H123ZM151 128H152V126H151ZM155 128V127H154ZM193 128V127H192ZM82 130H83V128H81ZM97 129V128H96ZM103 129V130H104ZM121 129H122V126H121ZM127 129V128H126ZM125 129V134L127 133L126 130ZM133 129V128H132ZM66 130V129H65ZM69 130V129H68ZM71 130V129H70ZM73 130V129H72ZM72 130H71V132H72ZM80 130V129H79ZM78 130V131H79ZM116 130V129H115ZM131 130V129H130ZM138 130H139V128H138ZM166 130V129H165ZM195 130V129H194ZM43 131H45L46 132V134L45 133H43V134H41ZM75 131V130H74ZM89 131V130H88ZM119 132H121V130H118ZM123 131V130H122ZM135 130H133V132H134ZM155 131V130H154ZM158 131V130H157ZM164 131V130H163ZM199 131V130H198ZM204 131V130H203ZM70 132V131H69ZM68 132V133H69ZM80 132V131H79ZM137 132V131H136ZM153 132V131H152ZM62 134H63V132H61ZM84 133V132H83ZM139 133V132H138ZM198 133V132H197ZM219 133V132H218ZM41 134V135H40ZM47 134H49L50 136H47ZM62 134H61V136H62ZM75 134V133H74ZM78 134V133H77ZM76 134V136L74 137L76 140H77V137H78V135ZM85 134H87V133H85ZM90 133H88V135H89ZM196 134V133H195ZM200 134V133H199ZM80 135L81 136H83L82 135V133L81 134H79V137H80ZM122 135V134H121ZM134 135H135V133H134ZM183 134H181V136H182ZM192 135V134H191ZM204 135H205V133L203 134V137H204ZM85 136H87V135H85ZM104 136V135H103ZM250 136V135H249ZM46 137H47V139H49V140H47L46 139ZM122 138H123V136H121ZM148 137H150V136H148ZM152 137V136H151ZM161 137V136H160ZM193 137V136H192ZM212 138V136H209V138ZM217 137V136H216ZM91 137H89V139H90ZM96 138V137H95ZM101 138V136H99V139ZM107 138V137H106ZM130 138H132V139H134V138H136V137H131V135H130ZM129 138V139H130ZM139 138H141V137H137L136 139H139ZM144 138V137H143ZM195 138V137H194ZM194 138H192V139H194ZM200 138V137H199ZM108 139V138H107ZM110 139L112 140V142H113V138H109V140H107L108 142L110 141ZM124 139V138H123ZM154 139V138H153ZM181 139V138H180ZM182 139H183V137H182ZM188 139V138H187ZM208 139V138H207ZM250 139V138H249ZM76 140H75V142H76ZM87 140H88V138H87ZM93 140V139H92ZM92 140H91V142H92ZM96 140V139H95ZM204 140H205V138H204ZM209 140V139H208ZM230 140V139H229ZM252 140V139H251ZM78 141H79V139L77 140V142H76V144H80V143H78ZM119 141V140H118ZM127 141H128V139H127ZM146 141H147V139H146ZM202 141H203V139H202ZM211 141V140H210ZM214 141V140H213ZM227 141V140H226ZM236 141V140H235ZM253 141V140H252ZM12 142V143H11ZM32 142V143H33ZM63 142V143H62ZM84 142V141H83ZM89 142V141H88ZM99 142V141H98ZM105 142H106V139H105ZM120 142V141H119ZM126 141L124 140V143H125ZM139 142V141H138ZM150 142V141H149ZM168 142V141H167ZM180 142H182L181 140H180ZM179 142V143H180ZM184 142V141H183ZM193 142H194V140H193ZM192 142V143H193ZM230 142H232V141H230ZM242 142V141H241ZM5 143V144H4ZM8 143V144H7ZM44 143H46L45 141H44ZM71 143H73V145H71ZM81 143H82V141H81ZM96 143V142H95ZM127 143V142H126ZM136 143H137V140H136ZM140 143H141V140H140ZM143 143V142H142ZM240 142H238V144H237V142H235V144L237 145L236 147H234V145H233V148H237V152H238V154H237V157H240V159H242V161L243 162H251L250 164H253V169H254V163L256 162V165H257V167L253 170L252 169V167H251V165H248V167L250 166L251 168V170L253 171H251V172H249L248 170H249V168L247 169V173L245 172V171H243L242 173L244 174V172H245V174L242 176V177H240V179H239V181L240 182H242V185L244 186L245 185V189H250L251 187H254V190H256V188L258 189H263V193H264V177L261 175V174H259L258 175V173L259 172H262L263 170H264V155L262 154L264 151V149L262 150L261 148H262V146L260 145V144H258V145H260L259 147H261V148H255L256 146L258 147V145L257 144H254V145H256L255 147L253 146L252 147V145L251 144H246V142H244V143H242L243 145H241V146H239L238 147V145H240L239 144ZM4 144V145H3ZM18 144V143H17ZM36 144V145H37ZM86 144V143H85ZM97 144V143H96ZM109 144V143H108ZM112 144V143H111ZM114 144H115V142H114ZM131 144V143H130ZM158 144L160 145V143L158 142ZM228 144H229V142H228ZM232 144H234V143H232ZM26 145V144H25ZM24 145V146H25ZM31 145V144H30ZM33 145V144H32ZM95 145V144H94ZM98 145V144H97ZM102 145V144H101ZM107 145V144H106ZM124 145V144H123ZM139 145V144H138ZM145 144H143V145H141V147L142 146H144ZM151 145V144H150ZM157 145V144H156ZM181 145H183V144H181ZM227 145V144H226ZM249 145H251V147L249 146ZM22 146V147H21ZM21 146H17V147H20V148H24L23 147V145H21ZM43 146V145H42ZM52 146V145H51ZM90 146H93V144L91 145V143H90ZM135 146V145H134ZM133 146V147H134ZM167 147H168V145H166ZM207 146V145H206ZM230 146H231V143H230ZM264 146V145H263ZM13 146L11 145V148H12ZM15 147V146H14ZM17 147H15V149L17 148ZM50 147V146H49ZM54 147H56V148H54ZM82 147V146H81ZM96 147V146H95ZM112 147V146H111ZM118 147L120 148V146H119V143H118ZM122 147H124V146H122ZM149 147V146H148ZM157 147H158V145H157ZM184 147L186 148V145H184ZM196 147H197V144H196ZM196 147L194 146V148H195V152H196ZM199 147V146H198ZM10 148V149H11ZM27 148V147H26ZM36 148H38V147H36ZM40 148V147H39ZM38 148V149H39ZM44 148V147H43ZM46 148V147H45ZM45 148H44V150H45ZM75 148V150H73ZM85 148V147H84ZM83 148V149H84ZM137 148H138V146H137ZM137 148H136V150H137ZM156 147L154 146L153 147V149H155ZM224 148V147H223ZM225 148H226V146H225ZM228 148V147H227ZM226 148V149H227ZM255 150H254V149ZM8 149V148H7ZM9 149V150H10ZM14 149V150H15ZM19 150L18 148L16 149L17 151L19 150L20 152H22L23 150ZM31 150H33L32 148H30ZM79 149V148H78ZM82 148L80 149V150H83ZM94 149V148H93ZM98 149V148H97ZM96 149V150H97ZM102 149H103V147H102ZM105 149V148H104ZM118 149V148H117ZM121 149V148H120ZM129 149H130V146H129ZM153 149H152V152H153ZM170 149L172 150V147H170ZM213 149V148H212ZM258 149V150H257ZM5 150H6V148H5ZM29 150V149H28ZM37 150V149H36ZM51 150V151H52ZM99 150H100V147H99ZM97 151V153L98 152H100V151ZM119 150V149H118ZM124 150H127V149H124ZM140 150V149H139ZM149 150V149H148ZM197 150H199V148L197 149ZM201 150V149H200ZM199 150V151H200ZM203 150V149H202ZM215 150V149H214ZM225 150V149H224ZM230 150V149H229ZM259 150H260V152H259ZM17 151H15V152H17ZM52 151V152H53ZM84 151V150H83ZM114 151V150H113ZM120 151V150H119ZM147 151V150H146ZM157 151V150H156ZM204 151V150H203ZM212 151V150H211ZM216 151L217 150H215V154H218V151H217V153H216ZM231 151V150H230ZM257 152V153H255V152ZM263 151V152H262ZM11 152H13L12 150H11ZM10 152V153H11ZM25 152H27V151H25ZM30 152V151H29ZM35 152H40V151H35ZM43 152V151H42ZM45 152V151H44ZM47 152H49V151H47ZM75 152L78 154V155H76L75 154ZM115 152H117V150H115ZM126 152V151H125ZM207 152V151H206ZM205 152V153H206ZM227 152H228V149H227ZM252 152V154H251V156H250V153ZM259 152V153H258ZM4 153H6L5 151H4V149H3V151L1 150L0 151V156H2V155H4ZM10 153H8V154H10ZM17 153H19V152H17ZM85 153H86V150H85ZM108 153V152H107ZM122 153H123V151H122ZM127 153V152H126ZM134 153V152H133ZM149 153V152H148ZM178 153V152H177ZM200 153H201V151H200ZM200 153H198V151H197V153H195V154H197L198 156V158L200 159ZM204 153V152H203ZM203 153H202V155H203ZM213 151H212V156H214L213 155ZM231 153H233V152H231ZM253 153H255L256 154V156L254 157V155L255 154H253ZM260 153H261V155H260ZM22 154V153H21ZM24 154V153H23ZM44 154V153H43ZM47 154V153H46ZM51 154V153H50ZM49 154V155H50ZM99 154V153H98ZM98 154H96V156H98ZM136 154H137V152H136ZM151 154V153H150ZM169 154V153H168ZM210 154V155H211ZM219 154H221V153H219ZM229 154V153H228ZM235 154H236V150H235ZM234 154V155H235ZM259 154V155H258ZM17 155V154H16ZM84 155V154H83ZM101 156H102V154H100ZM109 155H111L110 153H108V158H109V160L111 159L110 157H109ZM113 155V154H112ZM111 155V156H112ZM115 155V154H114ZM123 155H124V157L125 156H128V157H130L129 155L130 154H128L127 153V155H125L124 153H123ZM184 155H188V157L187 156H184ZM208 155V154H207ZM206 155V156H207ZM258 155V156H257ZM263 155V156H262ZM12 156V155H11ZM51 156H52V154H51ZM57 156V157H58ZM138 156H141V155H138ZM144 156V155H143ZM173 156V157H174ZM179 156V157H178ZM194 157H192L193 158V160L194 161H196L197 159H196V156L195 155H193ZM216 156V155H215ZM29 157V156H28ZM50 157V156H49ZM83 157V158H82ZM120 157H121V153H120ZM128 157L126 158V160L128 159ZM145 157V156H144ZM159 157H161V158H159ZM172 157V158H173ZM202 157V156H201ZM203 157H205V155L203 156ZM230 157H233V156H231L230 155ZM254 157V158H253ZM4 158V157H3ZM19 158V157H18ZM21 158V157H20ZM41 158H42V156H41ZM117 158V157H116ZM148 158V157H147ZM206 158V157H205ZM204 158V159H205ZM210 158V157H209ZM229 158V157H228ZM234 158V157H233ZM252 158H253V160L255 161H251L252 160ZM10 159V158H9ZM46 159H47V157H46ZM51 159V158H50ZM114 159H115V157H114ZM144 159V158H143ZM174 159V158H173ZM208 159V158H207ZM206 159V160H207ZM231 159V158H230ZM11 160V159H10ZM35 160V159H34ZM40 160V159H39ZM43 160H45V159H43ZM53 159H51V161H52ZM108 160V161H109ZM122 160V157H121V159H120V161ZM138 160H140L139 158H138ZM141 160H142V158H141ZM156 160H157V158H156ZM155 160V161H156ZM158 160L156 161V162H158ZM159 160V161H160ZM209 160V159H208ZM232 160V159H231ZM231 160H228L230 163H228V164H231L232 165V161ZM38 161V160H37ZM61 161H65V163L64 162H61ZM143 161V160H142ZM154 161V160H153ZM239 161V163L236 165L235 163H236V161L234 162V167H238V165H240V163H241V161L238 159L237 160V162ZM1 162H3L4 163V161H1ZM13 162H14V160H13ZM16 162V161H15ZM27 162V161H26ZM29 162H30V160H29ZM28 162V164H31V163H29ZM45 162V161H44ZM56 164H55V163ZM103 162H104V165H103ZM110 162H111V160H110ZM109 162V163H110ZM115 162V161H114ZM122 162V161H121ZM130 163H131V161H129ZM151 162V161H150ZM163 162V163H162ZM200 162H202V160L200 161ZM242 162V164H241V166L240 167H242V165H243V167H244V165H245V163H243ZM17 163H19V161L17 162ZM32 163H33V160H32ZM50 163V162H49ZM58 163V164H57ZM106 163V164H105ZM113 163V162H112ZM120 163V162H119ZM118 162H117V164H119ZM124 163H127V161L126 162H124ZM136 163V164H135ZM160 163V162H159ZM42 164H43V161H42ZM46 164H47V162H46ZM117 164H115L114 163V165L116 166ZM163 164V165H162ZM4 166H5V163L3 164ZM2 165V166H3ZM10 165V164H9ZM13 165V164H12ZM39 165V164H38ZM37 165V166H38ZM113 165V164H112ZM111 165V166H112ZM121 165V166H120ZM149 165V166H148ZM163 167H162V166ZM223 165V164H222ZM230 165V166H231ZM35 166V165H34ZM36 166V167H37ZM40 166V165H39ZM38 166V167H39ZM49 166H50V164H49ZM146 166V165H145ZM151 166V167H150ZM227 166V165H226ZM229 166V165H228ZM228 166L227 167H225V170L227 171V168H228ZM246 166H247V164H246ZM8 167V166H7ZM6 167V168H7ZM35 167V168H36ZM37 167V168H38ZM53 167V168H52ZM59 167V166H58ZM103 167V168H102ZM117 167L119 168V167H122L123 168V166H122V163L121 164H119V166L117 165ZM126 167H127V165H126ZM125 167V168H126ZM168 168V170L167 169H164V168ZM223 167H224V165H223ZM242 167V168H243ZM29 168H32L31 167V165H30V167ZM37 168H36V170H37ZM54 169L55 171H57V172H54V170H52V169ZM102 168V169H101ZM112 168H114V169H116V167H114V166H112ZM163 168V169H162ZM191 168V167H190ZM192 168H194V167H192ZM192 168L190 169V170H192ZM222 168V167H221ZM245 168H247V167H245ZM2 169L4 170V168H1V166H0V181H1V179H2V173L1 172H3L2 171ZM39 169V168H38ZM47 171H46V170ZM59 169H61V167L59 168ZM110 170H111V168H109ZM124 169V168H123ZM123 169H121V170H123ZM228 169H230V168H228ZM238 169V168H237ZM236 169V170H237ZM241 169V168H240ZM240 169H239V171L237 172L236 170V172H237V174L240 172L241 173V171H240ZM31 170H33V168L31 169ZM35 170V171H36ZM53 171V172H50V171ZM163 171V173L165 174V172L167 173V175L165 174L164 176H161V175H163V174H161L162 173V171ZM166 170V171H165ZM172 170V173L171 172H168V171H171ZM242 170V169H241ZM104 171V172H103ZM114 171V172H113ZM127 171V170H126ZM139 171V172H138ZM148 173V174H153L152 175V177H150V175H147L146 174V172ZM225 171V172H226ZM230 172L231 171H233V168H231V170H229ZM6 172V171H5ZM5 172H3V174L5 173ZM34 172V171H33ZM61 172V171H60ZM106 172H108V170L106 171ZM125 172V171H124ZM228 172V171H227ZM226 172V175L228 176L227 177V182L229 183V182H231L230 184L233 186V185H236V186H238L240 183H239V181H238V179L235 181L233 178L235 177H233L232 175L235 173V172H233V174L232 173H227ZM157 173V174H156ZM61 174V173H60ZM230 174H231V176H230ZM235 175V174H234ZM238 175H241V174H238ZM7 176V175H6ZM28 176V175H27ZM225 176V175H224ZM229 176L230 177H232V178H229ZM4 177V176H3ZM104 177H106V178H104ZM119 177V178H120ZM154 177V178H153ZM226 177V176H225ZM239 177V176H238ZM6 178V177H5ZM10 178V177H9ZM27 178V177H26ZM115 178V179H114ZM118 178V179H119ZM155 178H156V180H155ZM29 179V178H28ZM107 179V180H106ZM113 179H114V181H113ZM226 178H224V180H225ZM10 180V179H9ZM23 180H24V178H23ZM34 180V181H33ZM130 180V181H129ZM229 180V181H228ZM12 181V180H11ZM25 181V180H24ZM29 181V182H30ZM226 181V180H225ZM2 182V181H1ZM6 182V181H5ZM13 182V181H12ZM11 182V183H12ZM130 182H132L131 184H130ZM16 183V182H15ZM20 183V182H19ZM31 183V182H30ZM159 183V184H158ZM164 183H166V184H164ZM18 184V183H17ZM26 184V183H25ZM8 185V184H7ZM19 185V184H18ZM18 185H16V186H18ZM29 185V184H28ZM27 185V186H28ZM139 185V186H138ZM156 185V186H155ZM160 185V186H159ZM5 186V185H4ZM9 186V185H8ZM11 186V185H10ZM20 186H22V185H20ZM32 186V185H31ZM154 187L155 186V189L157 190L158 189V191H156V192H154L155 191V189H154V191L151 189V187ZM165 186V187H164ZM167 186V187H166ZM192 186H194V185H192ZM147 187L149 188L150 187V189H147ZM195 187V186H194ZM229 187V186H228ZM248 187V188H247ZM250 187V188H249ZM4 188V187H3ZM6 188H7V186H6ZM18 188V187H17ZM17 188H14V190L15 189H17ZM22 188V187H21ZM161 188V189H160ZM237 189V188H236ZM14 190H12V191H14ZM31 190V191H30ZM145 190H147L146 192H145ZM148 190H150L153 194H151V192H149ZM163 190V191H162ZM166 190V191H167ZM252 190V189H251ZM4 191V192H3ZM10 191V190H9ZM17 191V190H16ZM143 192H145V194L147 193V195H145V194H143ZM235 192V191H234ZM233 192V193H234ZM18 193V192H17ZM25 193H27V195L29 194V197L25 194ZM165 193V192H164ZM229 193V194H228ZM262 193V194H263ZM16 195V194H15ZM25 195L27 196L26 198H25ZM149 195V196H148ZM17 196H18V194H17ZM16 196V197H17ZM28 198V199H27ZM152 198H154V199H152ZM158 198H160L159 200H158V203H159V201H160V205H159V207H158V209L159 210H161L162 211V216L164 217V219L167 221V223L169 222V221H179V220H187L186 221V223L183 225V226H172V229L171 230H168L167 229V225H161V226H158L159 227V229L158 230H147V231H149L150 233H148L146 236H142L141 238H138L137 237V240L130 246V247H128L127 248V246H117L116 245V247H119V249H116V248H114V249H111V246L113 245V243H115L116 241H119V240H121V239H127V238H129L128 236H126V234H129L132 230V228H134V225H136V224H138V223H140V222H138L141 218V216L143 215L142 214V204L143 203H147V201L148 200H150V203L152 202V204H154V201L153 200H155V201H157L156 199ZM19 200V201H18ZM20 200L22 201V203H24L23 204V206L22 207H18V208H16V206H19V205H17V202L16 201H18V204H19V202H20ZM23 200H26V201H24L23 202ZM149 202V201H148ZM21 203V202H20ZM21 203V204H22ZM146 203L144 204L145 206H146ZM20 204V205H21ZM156 204V203H155ZM148 205V204H147ZM240 205V204H239ZM236 206H238L237 204H236ZM241 206V205H240ZM146 208V207H145ZM144 207H143V210L145 209ZM233 208H235V210L233 209ZM249 208V209H248ZM150 209V208H149ZM246 209H248V212H250V214L249 215H245L246 214ZM146 210V209H145ZM219 210V211H218ZM144 212V211H143ZM239 212V211H238ZM248 212H247V214H248ZM227 214V213H226ZM226 214H224L225 216H226ZM230 214H227V216H226V218L228 217V215H230ZM141 215V216H140ZM192 216L190 219H192V220H190L189 219V217L188 216ZM230 215V216H231ZM140 218V219H139ZM194 218V219H193ZM230 218V217H229ZM228 219V218H227ZM141 221V220H140ZM153 222H154V219L152 220ZM165 221V222H166ZM239 221V220H238ZM138 222V223H137ZM152 222V223H153ZM162 222H164V220H162ZM155 224H157V221H156V223ZM161 224V223H160ZM139 225V224H138ZM150 225V224H149ZM154 225V224H153ZM152 224H151V226H153ZM236 225V224H235ZM238 226V225H237ZM170 227V226H169ZM151 228V227H150ZM149 227H147V229H150ZM155 229H157V227L155 228ZM131 230V231H130ZM159 232H160V234H159ZM190 232H193V235H191L190 236ZM141 234V233H140ZM152 234H153V236H152ZM255 234V233H254ZM257 234V233H256ZM135 235H136V233H135ZM134 235V236H135ZM257 235H259V234H257ZM256 235V236H257ZM234 236L235 235H233V238H234ZM259 236H262L261 238L264 240V234L263 235H259ZM140 237V236H139ZM243 237V236H242ZM143 238H145V239H148V244H144V245H142L146 240L145 239H143ZM235 238L237 239L238 237H236L235 236ZM241 238V237H240ZM134 239V238H133ZM243 239V238H242ZM260 240L259 241V244H261V242H262V244L264 243L263 242V240ZM128 240V239H127ZM122 241V240H121ZM143 241V242H142ZM130 242V241H129ZM236 242H239L240 244H236L235 246H232V247H229V249L227 250L226 249V257H227V259H225V255L222 253V254H220L219 253V256H215L216 258H212V259H210L209 261L210 262H216L217 264H224V261H226V263L225 264H232L233 262H231V260H233V259H235V258H237L238 256H240V254H241V251L242 250H248V249H245V248H248V247H250V248H256V246H258L259 244L258 243H256V244H253V245H245V244H243V243H241L240 241H236ZM146 243V242H145ZM252 246V247H251ZM264 246V245H263ZM260 247V246H259ZM244 248V249H243ZM249 248V249H250ZM262 249H263V247H261ZM259 249V248H258ZM252 250V249H251ZM255 250H257V248L255 249ZM260 250V249H259ZM222 251V250H221ZM250 251V250H249ZM262 253H263V251H262ZM98 255H101V256H98ZM264 255V254H263ZM262 254H261V256H263ZM260 257V256H259ZM3 258V259H2ZM6 258V259H5ZM180 258H182V259H180ZM260 258H263V257H260ZM264 259V258H263ZM13 260H15L14 262H13ZM12 262V263H11ZM17 262L15 263V264H17ZM215 263V264H216ZM262 263H264V261L262 262Z\"/></svg>", "mask_w": 264, "mask_h": 264}]
</instances>
